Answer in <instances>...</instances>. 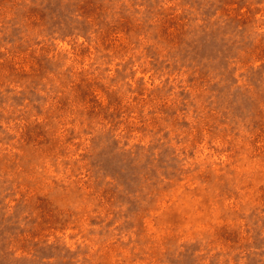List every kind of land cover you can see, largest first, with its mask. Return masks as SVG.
<instances>
[{
	"label": "rangeland",
	"instance_id": "rangeland-1",
	"mask_svg": "<svg viewBox=\"0 0 264 264\" xmlns=\"http://www.w3.org/2000/svg\"><path fill=\"white\" fill-rule=\"evenodd\" d=\"M0 264H264V0H0Z\"/></svg>",
	"mask_w": 264,
	"mask_h": 264
}]
</instances>
